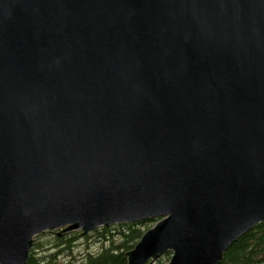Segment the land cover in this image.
<instances>
[{"label":"water","instance_id":"obj_1","mask_svg":"<svg viewBox=\"0 0 264 264\" xmlns=\"http://www.w3.org/2000/svg\"><path fill=\"white\" fill-rule=\"evenodd\" d=\"M157 219L129 264L264 224V0H0V264Z\"/></svg>","mask_w":264,"mask_h":264},{"label":"trees","instance_id":"obj_2","mask_svg":"<svg viewBox=\"0 0 264 264\" xmlns=\"http://www.w3.org/2000/svg\"><path fill=\"white\" fill-rule=\"evenodd\" d=\"M158 220L103 226L87 235L81 230L61 237L41 234L34 238L27 264H129L127 254ZM263 263L264 224H259L228 248L221 264Z\"/></svg>","mask_w":264,"mask_h":264},{"label":"rangeland","instance_id":"obj_3","mask_svg":"<svg viewBox=\"0 0 264 264\" xmlns=\"http://www.w3.org/2000/svg\"><path fill=\"white\" fill-rule=\"evenodd\" d=\"M159 221L160 220L151 223V225H149V228L150 229L153 228ZM45 233H47V232H45ZM52 234H55V233H52ZM172 256H173V253L172 252H168L164 256H162L159 260H157V261L155 260V263L154 264H168L170 262Z\"/></svg>","mask_w":264,"mask_h":264}]
</instances>
